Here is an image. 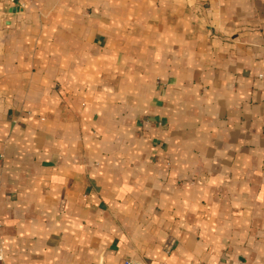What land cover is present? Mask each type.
Here are the masks:
<instances>
[{"label":"crops","instance_id":"1","mask_svg":"<svg viewBox=\"0 0 264 264\" xmlns=\"http://www.w3.org/2000/svg\"><path fill=\"white\" fill-rule=\"evenodd\" d=\"M0 246L264 264V0H0Z\"/></svg>","mask_w":264,"mask_h":264},{"label":"built area","instance_id":"2","mask_svg":"<svg viewBox=\"0 0 264 264\" xmlns=\"http://www.w3.org/2000/svg\"><path fill=\"white\" fill-rule=\"evenodd\" d=\"M171 244L167 245L166 250H165L166 253H169L171 251V248H172ZM3 258H4V253H3L2 247L0 246V260H3ZM124 264H143V263L136 261V260H133V259H127V260H125ZM163 264H167V263H163ZM236 264H250V263L247 262L246 260H244V261H240Z\"/></svg>","mask_w":264,"mask_h":264}]
</instances>
